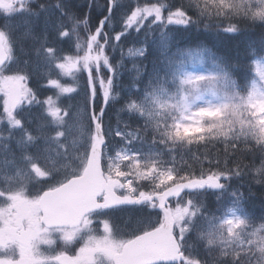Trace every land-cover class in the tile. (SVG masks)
Segmentation results:
<instances>
[{
  "label": "snow or ice",
  "instance_id": "6c2138e0",
  "mask_svg": "<svg viewBox=\"0 0 264 264\" xmlns=\"http://www.w3.org/2000/svg\"><path fill=\"white\" fill-rule=\"evenodd\" d=\"M80 8L0 0V264H264V0Z\"/></svg>",
  "mask_w": 264,
  "mask_h": 264
},
{
  "label": "trees",
  "instance_id": "16d2710c",
  "mask_svg": "<svg viewBox=\"0 0 264 264\" xmlns=\"http://www.w3.org/2000/svg\"><path fill=\"white\" fill-rule=\"evenodd\" d=\"M81 12H85V9H80ZM87 11V9H86ZM98 21L97 15L95 11L92 13V19L91 22L93 25H95ZM260 41V32L259 30L254 31H245L239 35L235 36H229L224 38H217L211 33H205L202 35H193L190 40L181 41V46H195L198 43H203L208 48H210L213 52H215L218 56H222L225 58H228L232 61L239 60L241 64H247L251 66L252 60L247 59L248 54V46L250 44L258 45ZM136 44V46H139V41H133L132 38H129L125 42L124 52H125V69L123 71L122 80L123 83L129 84L131 81V73L127 71L129 69V65H127V61L129 60L127 58V49L129 47H132L133 44ZM157 53L153 51L152 55H156ZM120 53H116V58L119 59ZM243 73L244 69L239 68L234 73V78L237 79L238 82L247 83V81L243 80ZM252 73H249V76H251ZM115 122V121H113ZM247 189L244 188L242 191H246ZM254 191L257 193L256 196L252 197L249 200L248 203V210L252 213H255L257 215L264 213V202H262L260 198V189L258 187L254 188Z\"/></svg>",
  "mask_w": 264,
  "mask_h": 264
},
{
  "label": "rangeland",
  "instance_id": "374dc122",
  "mask_svg": "<svg viewBox=\"0 0 264 264\" xmlns=\"http://www.w3.org/2000/svg\"><path fill=\"white\" fill-rule=\"evenodd\" d=\"M22 32V31H21ZM19 33L17 34V36L19 37ZM128 57V56H127ZM129 59L133 60L134 58L133 57H128Z\"/></svg>",
  "mask_w": 264,
  "mask_h": 264
}]
</instances>
